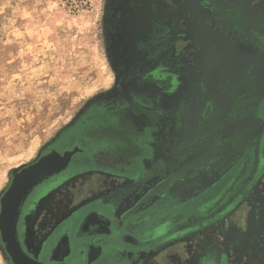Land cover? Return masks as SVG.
Instances as JSON below:
<instances>
[{"label":"rangeland","instance_id":"rangeland-1","mask_svg":"<svg viewBox=\"0 0 264 264\" xmlns=\"http://www.w3.org/2000/svg\"><path fill=\"white\" fill-rule=\"evenodd\" d=\"M158 67L177 74L175 94L159 96L145 77ZM191 98L190 123L234 102L248 112L222 118L223 140L234 141L220 158L169 172L153 198L161 204L134 235L97 209L80 213L111 188L129 190L124 210L138 204L172 149L171 162L187 154V120L178 136L158 132L137 195L134 182L74 171L97 168L89 124L116 122L135 99L172 108ZM51 149L70 155L73 169L44 189L21 227L43 264H264V0H0V212L14 176ZM0 264H15L1 230Z\"/></svg>","mask_w":264,"mask_h":264},{"label":"trees","instance_id":"trees-1","mask_svg":"<svg viewBox=\"0 0 264 264\" xmlns=\"http://www.w3.org/2000/svg\"><path fill=\"white\" fill-rule=\"evenodd\" d=\"M148 113L152 118L151 120L156 121L161 112L157 109H155V111L150 109ZM239 114L247 116L248 112L239 111L238 103L234 102L227 112L217 117L212 116L209 117V119L207 118L205 124H203L192 137L187 138L186 141L183 142V147H187V154L184 153L179 155L178 160L174 162H171V160L177 156L176 153L179 152L180 148L172 149V153L167 160L169 163L165 168H159L158 172L150 176H156V182L149 192L143 194L136 208L132 210L134 213L136 210H142V212H138L139 214L129 219L127 224H125V228L130 234L134 235L138 233L137 226L133 228V225L137 223L140 224L137 220H139L143 214L156 211L155 209L161 204L159 202H156L159 204L154 203L153 198L156 192L165 187L172 179V175H168L169 172H175L174 175L177 176L194 167L212 161L215 158H220L219 153L221 148L226 143H233L234 141L230 138L221 141V139L224 138L223 131L226 129L222 118L227 117L225 121H231L241 118L238 116ZM88 127V130L91 132L84 135V140L87 142L88 150L94 162L97 164V168L117 171L129 176H134L137 170L142 169L140 168V160L150 153L147 147L140 141L147 136L148 129L146 127L138 125L133 119L124 114H121L116 122L96 125L89 124ZM204 137H207V142L203 145H199ZM215 143H217V145L206 150L207 147ZM196 146L199 147L197 148ZM262 153V161L264 162V151H262ZM246 161L247 160H245V162ZM143 177H145L144 172ZM138 191L140 192L141 189ZM167 220L168 217L161 222L163 223ZM142 229L144 230V228Z\"/></svg>","mask_w":264,"mask_h":264},{"label":"crops","instance_id":"crops-1","mask_svg":"<svg viewBox=\"0 0 264 264\" xmlns=\"http://www.w3.org/2000/svg\"><path fill=\"white\" fill-rule=\"evenodd\" d=\"M177 85L176 87L174 88L173 92L170 93V94H160L159 96H168V95H172V94H175L179 88V81L177 79ZM191 91V89L189 90V92ZM188 92V94H189ZM159 94V93H158ZM138 102H140L142 104L143 107L145 108H153L155 107L157 110H160V115L158 117V119H156V121H152L150 120L146 113L144 111H141L140 114L137 115L138 118H140L139 120L141 121H144L146 122V128L148 129V133H147V136L145 139H142L140 140L141 143L147 147V149L149 150V155H147L146 157H143L141 158L140 160V168H142L141 170H137L135 173L134 176H129V175H125L123 173H120V172H117V171H110V170H105V169H101V168H95V169H84V168H80V169H75L74 171H78L79 175L80 174H84L86 172L88 173H91V172H96L98 175H104V176H108V177H111V178H120L121 181H124L125 183H127L128 181L129 182H134L135 184V194L137 195H140V194H143V190H144V187H147V185H144L142 184L141 186L138 185V180L139 179H142L143 178V172H144V167H143V161L147 158H150L152 157V154H153V151L155 150L154 148L157 147V134H159L160 132H171L172 134H175V136H178V133H181L179 132L178 130H180L182 128V126L185 124L186 120H187V138H190L192 137L196 132L197 130L202 127L203 124H205L207 118L209 119V117H216V115H213V114H209L208 112L206 111H202L201 110V116L198 117L196 119V122L194 123H190L189 121V112L191 109H193L192 107H194V102H193V99H187V106L184 102H179L178 104H174L172 106V108H169V106L165 105L163 102H160L158 104L156 103H148V102H145L143 100H138ZM159 106V107H157ZM197 107V105H195ZM195 107V108H196ZM197 109V108H196ZM187 110V112L185 111ZM185 126V125H184ZM184 128V127H183ZM159 132V133H158ZM153 137H154V140L155 141H152L153 140ZM179 138V137H177ZM159 139V138H158ZM221 141H223V139H221ZM215 145H217V143L215 144H212L211 146L207 147L208 149H211L212 147H214ZM217 161V158L213 159L212 161ZM212 161H209L203 165H199L197 166L198 167H203L205 165H207L208 163H211ZM234 167V165H233ZM195 168V167H194ZM194 170V169H193ZM193 170L189 171V172H192ZM73 171V172H74ZM67 172V171H66ZM71 172V171H70ZM63 175V174H62ZM72 175V174H71ZM156 180H157V177H156ZM156 182V181H155ZM151 184V188L153 187V182L150 183ZM169 184V183H168ZM120 185V184H119ZM126 187V186H125ZM124 187V189H119L117 191H120L121 194L119 196L118 199H116L115 201H113V198H112V194L116 193L114 190H111L105 194L107 196H104L103 198L102 197H95L94 200L91 201V203H88L86 204L85 206L81 207V205L78 206V210L80 211V213L82 211H90L92 209H97L98 213V217L99 218H104V219H108L109 221V224L111 223H114L115 224H127V222L129 221V212H132V210L134 208H136V206L138 205L137 203L134 204L133 206H130L128 209L124 210V206L122 205L123 202H121L122 200H126L127 198V193L129 192V190H126ZM133 189V188H132ZM131 189V190H132ZM141 189V191L139 192L138 190ZM133 192V191H132ZM111 204H112V207H111ZM117 207L116 209L112 210L113 207ZM93 212V211H92ZM91 211L89 213H92ZM72 213V212H71ZM70 213V214H71ZM88 213V214H89ZM68 215L67 214V217L71 216V215ZM132 214H134V212H132ZM97 217V218H98ZM132 218V217H131ZM130 218V219H131ZM100 247H103L102 245H100Z\"/></svg>","mask_w":264,"mask_h":264},{"label":"water","instance_id":"water-1","mask_svg":"<svg viewBox=\"0 0 264 264\" xmlns=\"http://www.w3.org/2000/svg\"><path fill=\"white\" fill-rule=\"evenodd\" d=\"M70 160L68 155L51 152L36 163L25 167L14 178L9 190L1 200L0 230L8 252L20 264H38L23 253L17 239V224L22 205L31 191L45 177L65 168Z\"/></svg>","mask_w":264,"mask_h":264},{"label":"flooded vegetation","instance_id":"flooded-vegetation-1","mask_svg":"<svg viewBox=\"0 0 264 264\" xmlns=\"http://www.w3.org/2000/svg\"><path fill=\"white\" fill-rule=\"evenodd\" d=\"M145 77H147L148 80H152V83L157 88L159 95L160 94L164 95V94L172 93L174 88L177 85L176 82H177V79H178L177 74H174L173 72H170V71H165L164 68H159V67L154 69V70H152L148 74H146ZM157 107H159V106H157ZM121 109H122L121 110V114H124L125 116L133 119L138 125H140L142 127H147L145 125L146 124L145 120L144 121H142V120L140 121L139 120L140 118H138L137 115L140 114L141 111H144L146 113L147 117L151 120L152 118L149 115L148 110L151 109V110L155 111L156 108L155 107H153V108L152 107L151 108H145V107L142 106V104L140 102L137 101V99H135L130 104H128L127 106L121 107ZM51 152H57V151L51 149L48 152H45L38 160H36L32 164L36 163L43 156H45V155H47V154H49ZM58 154H61V153H58ZM61 155H68V154H61ZM68 156L70 157V160H69V162H68V164H67V166L65 168H63L62 170L57 171V172L45 177L43 180H41L36 186H34L31 189V191L27 195V197H26V199H25V201H24V203L22 205L21 211H20L18 224H17V239L19 241V244H20V247H21L23 253L28 255L30 258L35 259L38 262V264H43V262L41 260L37 259L33 253H30L25 248V245H24V242H23L22 236H21V227H22L23 220H24V217L26 216V214L30 213L31 210L33 209V207H35L36 204H38V202L43 198L44 189L49 187L50 184H53L55 180H58L59 177L63 173H65L66 171L70 170L71 168L73 169V167H70L72 165L71 156L70 155H68ZM32 164H29V165H27L25 167H28V166H30ZM25 167H23L21 170H23ZM21 170H19V172ZM15 176H14V178H15ZM14 178H13V180H14ZM13 180H12V183H13ZM12 183H11V185H12ZM11 185H10V187H11ZM71 228H72V226H71ZM55 231L52 232V235H54L53 233H56ZM54 238H56L55 235H54ZM69 238H70L69 239L70 242H72V244H71V246H72L73 243L75 241H77V239L75 238V236H73V233H72L71 237L69 236ZM3 242H4V239H3ZM4 245H5V242H4ZM77 245L78 244L75 243V246H77ZM5 247H6V245H5ZM6 250H7V248H6ZM71 250L74 251V247L73 246H72ZM7 252H8V250H7ZM75 252H77V251L75 250ZM8 254L10 255L12 261L15 264H20L9 252H8ZM101 262H102V260H101Z\"/></svg>","mask_w":264,"mask_h":264}]
</instances>
